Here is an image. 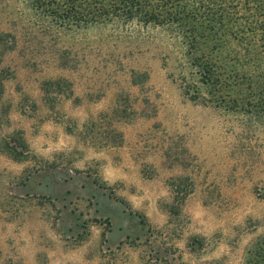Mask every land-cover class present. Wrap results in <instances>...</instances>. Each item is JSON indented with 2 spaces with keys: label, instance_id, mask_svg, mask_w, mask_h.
I'll list each match as a JSON object with an SVG mask.
<instances>
[{
  "label": "rangeland",
  "instance_id": "1",
  "mask_svg": "<svg viewBox=\"0 0 264 264\" xmlns=\"http://www.w3.org/2000/svg\"><path fill=\"white\" fill-rule=\"evenodd\" d=\"M0 264H264V0H0Z\"/></svg>",
  "mask_w": 264,
  "mask_h": 264
},
{
  "label": "trees",
  "instance_id": "2",
  "mask_svg": "<svg viewBox=\"0 0 264 264\" xmlns=\"http://www.w3.org/2000/svg\"><path fill=\"white\" fill-rule=\"evenodd\" d=\"M135 81V80H134ZM184 94L186 95V96H188L190 99H192V100H196V98H195V96H193L190 92H189V90L188 89H186V88H184ZM5 145L7 146V149L9 150V151H11V153H14V154H16L18 157H23L24 155H25V145H24V143H22V142H18L17 143V145H9L8 143H5ZM21 147V149L22 150H19V152L18 151H16L15 149H17V147ZM17 157V158H18ZM177 179H178V181L179 180H181L182 178H178V177H175V178H173L171 181H170V188L172 189V191H173V189L175 188V187H177L178 185H179V183L178 182H176L177 181ZM190 191H191V189L189 188L188 190H186L184 193H181L180 195L181 196H179V199H178V197L176 196V202H177V204H178V207L180 206V204L183 202V200L185 199V197L190 193ZM178 210L179 209H177V213H178Z\"/></svg>",
  "mask_w": 264,
  "mask_h": 264
}]
</instances>
